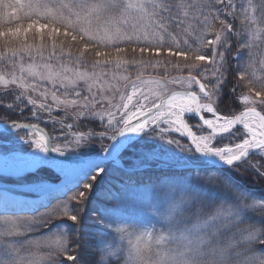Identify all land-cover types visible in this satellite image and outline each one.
Returning a JSON list of instances; mask_svg holds the SVG:
<instances>
[{"label":"snow or ice","instance_id":"6c2138e0","mask_svg":"<svg viewBox=\"0 0 264 264\" xmlns=\"http://www.w3.org/2000/svg\"><path fill=\"white\" fill-rule=\"evenodd\" d=\"M221 17H239L238 30ZM231 37L239 38L234 72ZM148 69L188 73L146 76ZM233 81V92L246 89L238 97L243 110L222 115L218 97ZM81 82L87 95L77 90ZM109 89L119 93L118 102L103 95ZM98 103L108 107L96 111ZM29 106L30 119L47 114L60 134L11 119ZM0 108L9 114L0 120V264H264V0H0ZM56 109L64 117L53 116ZM186 114H197L208 134L197 135ZM69 115L72 123H65ZM81 118L106 121L105 130L73 131ZM240 125L246 134L239 142L214 146L218 135H236ZM172 133L190 138L193 147L169 138ZM147 138L168 145L162 150L187 175L138 187V173L154 155L143 147L132 149L127 168L100 166ZM97 139L115 143H102L90 157L84 150ZM77 154L88 157L79 172L69 161ZM44 166L63 173V189L48 183ZM109 176L118 179L98 191ZM31 193L41 200L24 198ZM101 197L111 208L97 207L92 219L102 227L88 233L84 205ZM127 203L136 215L126 218L120 209ZM37 205L49 210L18 215L38 212ZM143 213L155 221L150 228L129 223ZM56 217L74 223L25 239Z\"/></svg>","mask_w":264,"mask_h":264},{"label":"rangeland","instance_id":"374dc122","mask_svg":"<svg viewBox=\"0 0 264 264\" xmlns=\"http://www.w3.org/2000/svg\"><path fill=\"white\" fill-rule=\"evenodd\" d=\"M130 72L132 74V78L135 79V74L132 73L131 68H130ZM147 76H150V75H147ZM168 78H171V77H168ZM43 86L44 87H49V85H47V84H44ZM196 87L197 86H194L193 90H196ZM173 88L175 90L176 89H181L180 86H178V85H174ZM77 90L81 91L82 95H87L86 90H84V88H83V82H81V88H78ZM93 91L94 92H99L100 90L94 89ZM31 95L33 96V98H38V96H39L38 93H31ZM103 95H107L109 97H111L112 95H115L116 99L113 102L114 103L118 102V99H119V93L118 92L117 93H113L112 90L109 89V90L104 91ZM70 98H72V97L70 96ZM90 99H91V97H90ZM218 99H219V97H218ZM4 102L8 103V102H11V101H10V99H5ZM38 102H40L39 99H38ZM48 102L51 103V99L50 98H49ZM240 104H241V110H242L243 109L242 103L240 102ZM107 107H108L107 103H98L96 105V109L95 110L96 111H100L102 109H106ZM29 108H30V106L26 107L24 109V112H23L24 118L30 119L31 113H30ZM1 110H4V109L0 108V111ZM77 110L78 109H76V108H71V109H69V112L73 113V112H75ZM220 113L222 115H231V114H225V113H222V112H220ZM52 115L57 117V118L64 117V110L63 109H56L52 113ZM206 115L208 117H210V114H206ZM41 119H43L44 122H48V121L50 122V125L52 126V133H49L47 131L50 136L59 135L60 134L61 129H60L59 124H54L51 120H49L47 114H43L41 116ZM0 120H4V119L0 118ZM186 121L188 122L189 126L192 127L193 131H195L197 133V135H201V134L207 135L208 134V130L203 128V126L195 119V117L187 114L186 115ZM21 122L37 123L39 125H42L39 122V120H34V119H31L29 121L25 120V121H21ZM65 123H72L71 115H69V117L65 119ZM78 123H79V127H74L72 129L73 131L79 130V131H85L86 132L89 129H92V130H94L96 132H101V131L105 130L103 125L106 124V121L101 122L99 119H94L93 120L91 118H89L88 120H84V118H81V121L78 122ZM237 129H239V132H237ZM237 129H235L233 131L234 133H236V135L229 136L228 134H225V135L217 136V139L215 141H213L214 146L223 147V146H226V145H230V144H234V143L239 142V135L241 133L246 134V129H243L242 125H240ZM2 135H3V133L0 132V136H2ZM20 135H24V133L21 132ZM180 137H182L180 134H175V133H172L169 136V138H173V139L179 140L180 144L182 146L191 148L190 144L187 141L182 140ZM110 142L111 141L108 140V139H104L103 141L98 140V139L94 140L92 142L93 145L91 146V148L90 149H85L84 151L89 152V156L90 157H94V153H92V152H98L102 143L107 145V144H110ZM20 144L23 147H27L26 145H23L22 141H20ZM161 146H163V149H167L169 147L168 145L164 144L163 141H160L158 139L157 140H153L152 138H147L146 142L143 143L141 146L132 147L131 148L132 156H135V153L132 150L134 148L143 147V150L145 152H149V153L154 152V155H153L152 159L149 161V162H152L151 164L149 163V167L147 169H144L143 171H141V173H138V176L140 177V182L137 185L138 187H142L149 180H153V181H156L158 183L160 179H164V178H168V177L184 178L187 175L186 172L184 171V169L177 163V158L173 157L171 155V153L167 152L166 150H162ZM172 147H174V146H172ZM0 150H2V149H0ZM126 158L129 159V153L127 154ZM120 161H122L123 165H117L115 163H109V164H107L104 167L106 169L119 168L121 166L126 168V166L124 164L125 161H124L123 154L121 156ZM70 162L73 163L75 166H76V164H78L76 162H72V161H70ZM170 163L171 164H173V163L175 164L174 168L177 170V173L168 174L167 171H164V169H166L169 166L168 164H170ZM44 168L52 169L56 173V174H53L52 176H50V174H47V173L45 174L44 173L46 176L49 177L48 183L51 186L54 187L52 182L65 181V179H66L65 176L59 170H56L55 168H53L51 166H44ZM157 171H160V172H157ZM143 172H147V173L144 174ZM117 179H118L117 176L105 177V179L100 182V185L97 187V190L99 191L100 189H102L104 187V185L109 180H112L113 182H115ZM14 180H15V178H8V180L6 182L11 184V183L14 182ZM87 182H88L87 180L84 181V183H87ZM81 189H82V186H81ZM73 191H75V189ZM71 194H72V192H68V195H71ZM24 198L27 199V200H32V201H40L41 200L40 194H37V193L25 194ZM60 199L66 200L67 196H61ZM88 199L89 200H93V197H92L91 193H89ZM56 203H58V200H53L52 201V204H56ZM146 203L149 204V205H153L154 206V201H152L149 198H146ZM101 204L111 208V204H109L107 201H104L102 197L99 198V199H96L95 203H86L84 205V211H85V214H86V216L88 218L86 220V223H85V230L88 233H94L95 231H97L99 228L102 227V226H99L94 219H92V217H94L95 214H96L97 207H99ZM48 210H49V208L42 207V208H40L38 210V212H33V213L21 212L18 215L32 217V216L39 215L40 213H44V212H46ZM120 212L126 218L129 215H136V214L131 213V204L130 203L124 204L121 207ZM61 222H63L64 224H68V225L74 223V222L68 220L66 217H56V218L51 220V222L48 224L47 227H39V228H36L33 232L27 233L25 239L42 238L45 235L50 234L51 231L55 230V226L60 224ZM129 223L133 224L134 227L150 228L151 225L153 223H155V221L147 213H143V214H139L137 219L129 220ZM114 227H115V225H114ZM156 227L159 228L160 225L157 224ZM129 230L131 231L133 229L130 228ZM124 243H125V245L127 244V239H125ZM44 250L45 249H43V248L41 249V251H44Z\"/></svg>","mask_w":264,"mask_h":264},{"label":"trees","instance_id":"16d2710c","mask_svg":"<svg viewBox=\"0 0 264 264\" xmlns=\"http://www.w3.org/2000/svg\"><path fill=\"white\" fill-rule=\"evenodd\" d=\"M236 3L238 5L240 3H246V0H236ZM13 11H14V9H13ZM238 11H239V9H238ZM221 18L222 19H227L228 23H234L235 24L234 31L238 30L239 23H240V18L239 17H236L235 19L228 18V17H221ZM193 23H195V21H193ZM174 27L175 26H173V28H170V31L174 30ZM237 39H239V38L238 37H231L230 41H229L231 46L233 47V52L231 53V56L229 57L228 66H229V70L232 71V72H234L236 64H237V60L235 59V43H234V41L237 40ZM191 42H192L191 39H189V43H191ZM166 47H167V45H166ZM221 51H223V49H221ZM161 58H163V53L161 54ZM176 59H177L176 57H172L173 61H175ZM245 59H246V57H245ZM131 71H132L133 74H136L134 67L131 68ZM187 73H188V69H183L182 72H178V71H176L174 69H169V70L159 69V70H155V71L152 70V69H148L147 72H146V76L150 75V76L172 77V76H177V75H187ZM193 74H195V73H193ZM228 79L231 80V76H229ZM234 87H235V82L233 81L232 83L228 84L226 91H224L221 94V96L218 99V102L222 101V103L218 104V111H220L222 113H225V114H233V113L236 114V113H238V111L241 110V104H240V101H239L238 97H239L241 91H246V89L237 87L235 92H233L232 89ZM238 105H240L239 108L237 107ZM0 118L9 119V114L7 112H5L4 110H1L0 111ZM11 119H16L18 122L19 121H25V120H27V121L31 120V119H28V118H24V115L22 117L21 116H17L15 113L11 114ZM39 122L42 124V126L45 127V129L49 133H52V126L50 125L49 121L48 122H44L43 119H40ZM180 138L185 141V139L183 137H180ZM143 143H145V142H143ZM143 143L141 141L137 140V141H134L131 146L126 148V150L123 153L124 161H125L124 164H125L126 167L131 166L132 158L134 157V156H132L131 148L132 147L141 146ZM128 153H129V159L126 158ZM252 159L254 161L259 159V155L255 156V157H252ZM148 163L151 164L152 162H148ZM168 165L169 166L166 169H164V171H167L168 174L177 173V170L174 168V166H175L174 163L173 164L170 163ZM43 172L45 174L46 173L50 174V176H52L53 174H56L54 172V170L49 169V168H43ZM157 172H160V171H157ZM143 173L145 174L147 172H143Z\"/></svg>","mask_w":264,"mask_h":264},{"label":"water","instance_id":"95a60500","mask_svg":"<svg viewBox=\"0 0 264 264\" xmlns=\"http://www.w3.org/2000/svg\"><path fill=\"white\" fill-rule=\"evenodd\" d=\"M177 91H181V90H183V89H176ZM243 110V109H242ZM258 110H260V109H258ZM236 114H238V113H236ZM187 115V114H186ZM186 115H185V119H186ZM188 115H191V116H193V117H195V119L202 125V122L199 120V118H198V115L197 114H188ZM20 123H29V122H21V121H19ZM35 124H37V123H35ZM39 125V124H38ZM203 126V125H202ZM39 127H41V128H43L44 130H45V132L46 133H48L47 132V130L42 126V125H39ZM239 126H237L235 129H237ZM203 128H205L206 130H208L207 128H206V126H203ZM235 129H233V131L235 130ZM209 131V130H208ZM0 132H2V130H0ZM220 135H225V134H220ZM182 136V135H181ZM219 136V135H218ZM189 144H190V146L191 147H193L192 145H191V141H190V138H188V137H184V136H182ZM122 139V138H121ZM134 141H136V140H133V141H131V143H133ZM110 143H115V142H113V141H111ZM129 146H127V147H125L122 151H121V153L119 154V156L117 157V159L116 160H114V159H108V160H106L105 162H103V163H101L100 164V166L101 167H104V166H106L107 164H109V163H115V164H117V160L119 161V164H117V165H123V163H122V161H120V159H121V156H122V154L124 153V151L126 150V148H128ZM53 155H59V154H53ZM67 155V154H66ZM102 155H106V154H102ZM87 160H88V157H82L81 155H79V154H77V155H74V156H71V157H69V161H72V162H76V163H78V164H80V165H78L77 166V164H76V171L77 172H79L80 170H81V168L82 167H86V165H87ZM52 167V166H51ZM54 168V167H53ZM127 168V167H126ZM56 169V168H55ZM57 170V169H56ZM94 174V173H93ZM52 184L54 185V187H56V188H58V189H63L64 187H65V183H64V181H61V182H52ZM36 207H38V210L40 209V208H42V206H39V205H37ZM26 212H30V213H33V212H31V211H26Z\"/></svg>","mask_w":264,"mask_h":264},{"label":"bare ground","instance_id":"6f19581e","mask_svg":"<svg viewBox=\"0 0 264 264\" xmlns=\"http://www.w3.org/2000/svg\"><path fill=\"white\" fill-rule=\"evenodd\" d=\"M80 165V164H77V166Z\"/></svg>","mask_w":264,"mask_h":264}]
</instances>
